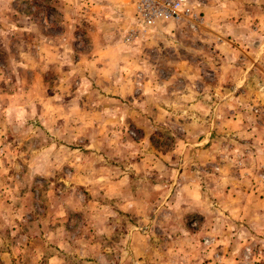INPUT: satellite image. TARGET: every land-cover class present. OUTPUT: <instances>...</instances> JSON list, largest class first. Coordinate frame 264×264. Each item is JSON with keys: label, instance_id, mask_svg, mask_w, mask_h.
I'll use <instances>...</instances> for the list:
<instances>
[{"label": "rangeland", "instance_id": "1", "mask_svg": "<svg viewBox=\"0 0 264 264\" xmlns=\"http://www.w3.org/2000/svg\"><path fill=\"white\" fill-rule=\"evenodd\" d=\"M201 1L145 27L135 0H0V264H264V140L228 126L264 121L261 82L230 66L220 97L190 51L263 44L264 0L232 4L246 22ZM124 166L127 211L93 184Z\"/></svg>", "mask_w": 264, "mask_h": 264}, {"label": "crops", "instance_id": "2", "mask_svg": "<svg viewBox=\"0 0 264 264\" xmlns=\"http://www.w3.org/2000/svg\"><path fill=\"white\" fill-rule=\"evenodd\" d=\"M218 1H220L221 3L223 2L222 4L217 5L215 7V10L217 11L218 17H220V14H223V13L225 15H227V17H231L230 15H236L237 16L236 19L241 18V19H244V21L246 22L247 17L250 16V12H247V11H250V8L248 6L241 5L242 9H239L238 6H236V5L233 6L232 4H244V2H248L250 4H256L257 5L259 3V1H262V0H218ZM201 2H203L201 11L206 16L207 12L210 11V7H209L210 2H209V0H203ZM234 8L237 9L236 12L234 11ZM208 24L212 25L213 23L209 22ZM216 30H217L216 32L221 33V35L226 34V32L223 34V31L220 29H216ZM242 31H243V33L247 34L248 37L252 34L251 32H248L247 29H243ZM245 34H243V36H246ZM252 35L254 36L255 43L249 49H248V46H246V48H243L244 45L240 46L242 48L241 49L239 46L234 45V43L232 45H228V44L220 43V42H215V44H213V43L209 44V41H215L214 38L209 39V41H207V43L204 42L202 46H197L196 48L190 49L191 52L196 51L195 53H202V55H204V56H209V54H211L213 52L214 62H216L218 65H220L218 67V70H220V73L216 76V81L218 80L220 87H219V89L215 88V90H218L215 92L216 95H220V97H222V94L224 93L223 90H221L222 83H224L227 79L226 69L231 66L232 68L233 67L236 68V70H237L236 75H238V72H241V71L244 72V69L248 70V68L254 67V71H256L257 77L259 78V81L261 82L260 83L261 85L254 91V94L257 95V97H258V99H260V101L264 97V91H262L263 87H264V42H263V44H259V42H257L261 39L260 38L261 33H259V30L255 31ZM257 36H258V38H257ZM233 39H232V41H233ZM236 42H238V41H236ZM260 42H262V41H260ZM238 52H240L242 55L239 56ZM253 52L256 53L254 56H252ZM236 57L239 58V61L236 60ZM203 62L205 63L204 59H203ZM239 75H241V74H239ZM242 77H243V75H242ZM243 79H244V81H246L247 78L244 77ZM157 97H159V96L157 95ZM261 103L264 104V101L262 100ZM161 105H159V104L156 105V107L159 110V111H157V114H159V115H163L164 113H166V111L164 109L165 107L161 106ZM220 109H221L220 107H219V109L213 108L214 111H216V110L220 111ZM228 122H229L228 126L231 130L235 129L241 136L245 135V137H252V142L254 144H257L259 141L264 140V138H263V136H264V121H260L258 123L251 124V125L244 122L243 118L236 119V120H234V122L232 121V123L230 120H228ZM148 159L149 158L146 156L144 158V160L141 159L140 161L146 162ZM129 164H131V163H129ZM113 168H117V167H113ZM120 171L121 172H119L116 175L114 170H112L110 168L109 173H108L109 177L98 176V177H96V179H94L93 184L95 186L96 185L98 186L99 184L97 183V180L101 181L99 179H102V186H100V187H101L102 191L104 192V194H106L112 198H120L119 196H124V198H121V201L119 202L121 205L120 210L127 211V210H130L131 208H133V206H134V202H132L131 196L128 199L125 198V196H127V190L129 191L132 188V184L130 182L131 181V173L128 170V168H126L125 166H124V168H120ZM206 175H208V176L205 177V179L203 180V184L201 183L202 189L203 188L209 189L210 186L207 184V180L213 179V177L210 174H206ZM223 177H220L221 181H224ZM82 179L78 178V181H83ZM103 180H104V182H103ZM78 181H77V183H78ZM194 189L192 190V194L201 193V190H200V192H198ZM244 192L246 193V195H248V196L250 195L248 190H244ZM191 203L195 206L199 205V203L196 202V199L193 202L191 200L189 201V207L192 206ZM238 204H239L238 209L242 210L243 213L248 211V209H249L248 203L245 202L243 204L240 201V202H238ZM67 207L68 206H65V208H67ZM253 208H257V207L253 206ZM192 209H194V208H192ZM103 210H105V209L103 208ZM109 212H111V210ZM58 238L59 237L55 236V239H58ZM50 261L52 264L57 263L56 257H51Z\"/></svg>", "mask_w": 264, "mask_h": 264}, {"label": "built area", "instance_id": "3", "mask_svg": "<svg viewBox=\"0 0 264 264\" xmlns=\"http://www.w3.org/2000/svg\"><path fill=\"white\" fill-rule=\"evenodd\" d=\"M191 1L135 0V15L141 25L145 27L152 26L159 21L180 23L188 20L193 24H199L202 18Z\"/></svg>", "mask_w": 264, "mask_h": 264}]
</instances>
